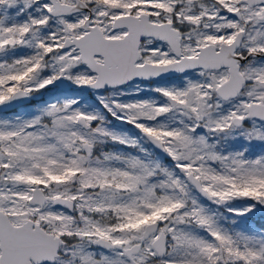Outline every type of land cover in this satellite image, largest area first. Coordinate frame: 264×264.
Here are the masks:
<instances>
[{
    "label": "snow or ice",
    "instance_id": "1",
    "mask_svg": "<svg viewBox=\"0 0 264 264\" xmlns=\"http://www.w3.org/2000/svg\"><path fill=\"white\" fill-rule=\"evenodd\" d=\"M0 264H264V0H0Z\"/></svg>",
    "mask_w": 264,
    "mask_h": 264
}]
</instances>
